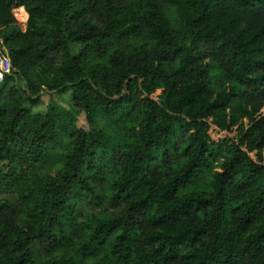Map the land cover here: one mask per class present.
Segmentation results:
<instances>
[{"label": "trees", "instance_id": "16d2710c", "mask_svg": "<svg viewBox=\"0 0 264 264\" xmlns=\"http://www.w3.org/2000/svg\"><path fill=\"white\" fill-rule=\"evenodd\" d=\"M0 38V264H264V0H0Z\"/></svg>", "mask_w": 264, "mask_h": 264}, {"label": "rangeland", "instance_id": "374dc122", "mask_svg": "<svg viewBox=\"0 0 264 264\" xmlns=\"http://www.w3.org/2000/svg\"><path fill=\"white\" fill-rule=\"evenodd\" d=\"M26 14H27V12H26ZM13 15L17 21V26L19 27V29L21 31H24L26 29V26H27L28 14H27L26 19L23 20L24 19L23 12H20V11L14 9ZM0 41H2V43H3L2 38H0ZM4 47H5V45H4ZM6 50H7V48H6ZM7 53H8V51H7ZM10 84H19V82L15 76L13 77L12 83H10ZM51 101L54 102L56 104V106H58V108L71 111L70 109L73 105V102L71 100L70 88L63 91V92H51V93L46 92V93H43L41 96V103L34 105V106H31V110L33 112L43 113L46 111L48 104ZM26 105L29 106V104H26ZM78 123L79 124H85L83 115L79 116ZM212 135L215 136L216 133H213ZM219 135H221V134H219ZM58 168H59L58 163H56V162H54L48 166L42 167V168L36 170L35 172H33L32 179L37 180L40 178H44L45 176H48V175H54V174H56ZM200 184H201V182H196L194 186L199 187ZM95 212L98 213L99 211L96 210Z\"/></svg>", "mask_w": 264, "mask_h": 264}, {"label": "built area", "instance_id": "2783aa9c", "mask_svg": "<svg viewBox=\"0 0 264 264\" xmlns=\"http://www.w3.org/2000/svg\"><path fill=\"white\" fill-rule=\"evenodd\" d=\"M11 71L12 67L7 50L2 41H0V82L4 79L5 75L10 74Z\"/></svg>", "mask_w": 264, "mask_h": 264}, {"label": "bare ground", "instance_id": "6f19581e", "mask_svg": "<svg viewBox=\"0 0 264 264\" xmlns=\"http://www.w3.org/2000/svg\"><path fill=\"white\" fill-rule=\"evenodd\" d=\"M17 10L20 11V12H23V14H24V19L23 20H25L26 17H27V14H26L25 10L23 8H19Z\"/></svg>", "mask_w": 264, "mask_h": 264}]
</instances>
